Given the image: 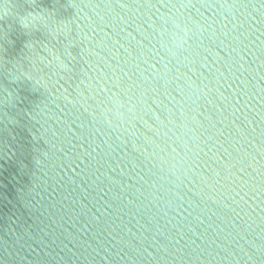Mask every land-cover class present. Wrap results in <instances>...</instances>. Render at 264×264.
<instances>
[{"label":"water","instance_id":"obj_1","mask_svg":"<svg viewBox=\"0 0 264 264\" xmlns=\"http://www.w3.org/2000/svg\"><path fill=\"white\" fill-rule=\"evenodd\" d=\"M0 3V264H264V0ZM116 93L127 127L99 117Z\"/></svg>","mask_w":264,"mask_h":264},{"label":"clouds","instance_id":"obj_2","mask_svg":"<svg viewBox=\"0 0 264 264\" xmlns=\"http://www.w3.org/2000/svg\"><path fill=\"white\" fill-rule=\"evenodd\" d=\"M186 6H176L160 16L164 27L158 28L157 31L160 34L165 50L171 57L177 56L179 52L185 49L192 34L191 21L183 14V9ZM11 7L10 3L7 6L0 3V19L12 15ZM19 23L25 30H38L46 26L47 17L41 12H29L27 15L19 17ZM35 52L39 63H47L49 65L55 63L61 71L69 70L59 55L54 53L42 55L41 51ZM104 84L105 81L100 77H97L94 82H89L87 85L89 89L88 96L85 97L83 93H80L82 100L87 101L89 98H94L95 95H98L103 90ZM137 103L130 101L127 96H122L119 93L113 94L99 108V117L109 126L115 124L120 127H127L135 116Z\"/></svg>","mask_w":264,"mask_h":264}]
</instances>
